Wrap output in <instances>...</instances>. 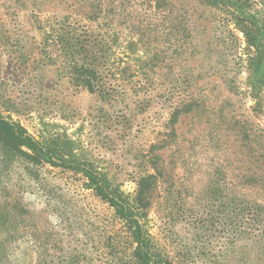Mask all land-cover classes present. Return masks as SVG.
Returning a JSON list of instances; mask_svg holds the SVG:
<instances>
[{
  "label": "rangeland",
  "instance_id": "obj_1",
  "mask_svg": "<svg viewBox=\"0 0 264 264\" xmlns=\"http://www.w3.org/2000/svg\"><path fill=\"white\" fill-rule=\"evenodd\" d=\"M234 1L0 0V114L131 205L144 192L137 217L173 264H264V89L237 25L264 0ZM62 23L108 42L91 86ZM32 166L0 149V264H131L127 223L83 172Z\"/></svg>",
  "mask_w": 264,
  "mask_h": 264
},
{
  "label": "trees",
  "instance_id": "obj_2",
  "mask_svg": "<svg viewBox=\"0 0 264 264\" xmlns=\"http://www.w3.org/2000/svg\"><path fill=\"white\" fill-rule=\"evenodd\" d=\"M210 6L227 5L235 10L234 0H204ZM246 2V1H245ZM239 5L237 12V25L244 33L254 54L249 56L251 66V85L259 92L264 89V19H258L257 14L248 13ZM159 3L158 5H160ZM88 17H93L88 15ZM55 39L60 43L65 53V64L77 75V80L91 86V80L96 79L98 67L105 65L107 58V44L105 39H98L92 34H75L73 28L64 26L63 23L56 29ZM82 75H86L84 79ZM60 138L49 142L40 141L30 134L25 127L11 118L0 114V149L4 156L32 164V168L40 163H50L55 166L83 172L89 179V187L97 195L105 199L116 210L121 219L127 223L128 230L137 243L134 249L131 264H173L169 254H162L152 241V237L141 221L144 205V192H139L135 202L131 205L121 193L110 188L101 172L88 167L84 161L78 160L73 153H64L60 149ZM144 189H141V191ZM140 216L137 217V216Z\"/></svg>",
  "mask_w": 264,
  "mask_h": 264
}]
</instances>
